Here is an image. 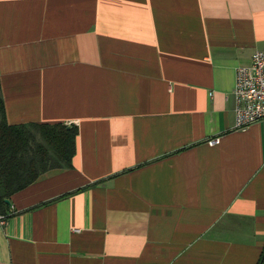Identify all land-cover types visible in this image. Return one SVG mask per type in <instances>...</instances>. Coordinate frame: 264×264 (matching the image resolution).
Masks as SVG:
<instances>
[{
	"label": "crops",
	"instance_id": "1",
	"mask_svg": "<svg viewBox=\"0 0 264 264\" xmlns=\"http://www.w3.org/2000/svg\"><path fill=\"white\" fill-rule=\"evenodd\" d=\"M256 51L264 0H0L7 124L77 127L71 168L8 200L0 264H257L264 124L233 95Z\"/></svg>",
	"mask_w": 264,
	"mask_h": 264
},
{
	"label": "trees",
	"instance_id": "2",
	"mask_svg": "<svg viewBox=\"0 0 264 264\" xmlns=\"http://www.w3.org/2000/svg\"><path fill=\"white\" fill-rule=\"evenodd\" d=\"M77 127L57 124L8 125L0 92V215L6 200L53 170L69 169ZM264 261V249L257 264Z\"/></svg>",
	"mask_w": 264,
	"mask_h": 264
},
{
	"label": "built area",
	"instance_id": "3",
	"mask_svg": "<svg viewBox=\"0 0 264 264\" xmlns=\"http://www.w3.org/2000/svg\"><path fill=\"white\" fill-rule=\"evenodd\" d=\"M233 95L236 129L245 130L251 124H264V51H256L248 66L236 68ZM217 143V139L209 141L210 146ZM3 223L4 216L0 215V224Z\"/></svg>",
	"mask_w": 264,
	"mask_h": 264
},
{
	"label": "water",
	"instance_id": "4",
	"mask_svg": "<svg viewBox=\"0 0 264 264\" xmlns=\"http://www.w3.org/2000/svg\"><path fill=\"white\" fill-rule=\"evenodd\" d=\"M6 204H10V201L6 200Z\"/></svg>",
	"mask_w": 264,
	"mask_h": 264
}]
</instances>
